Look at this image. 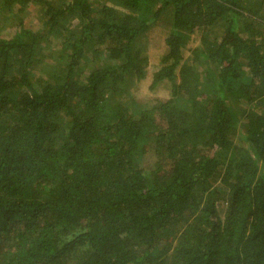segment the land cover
<instances>
[{
	"label": "trees",
	"instance_id": "trees-1",
	"mask_svg": "<svg viewBox=\"0 0 264 264\" xmlns=\"http://www.w3.org/2000/svg\"><path fill=\"white\" fill-rule=\"evenodd\" d=\"M0 264H264V0H0Z\"/></svg>",
	"mask_w": 264,
	"mask_h": 264
},
{
	"label": "rangeland",
	"instance_id": "rangeland-1",
	"mask_svg": "<svg viewBox=\"0 0 264 264\" xmlns=\"http://www.w3.org/2000/svg\"><path fill=\"white\" fill-rule=\"evenodd\" d=\"M165 34L166 28L160 22L151 27L143 38L144 48H146L144 52L147 55L148 66L146 68L145 79L134 87L137 89V100L143 101L146 98L166 99L168 97L169 85H167L166 81L158 83L155 87H149L152 73L158 68L161 55L164 53L163 39ZM138 162L143 168L150 167L153 162L151 154L143 155Z\"/></svg>",
	"mask_w": 264,
	"mask_h": 264
}]
</instances>
